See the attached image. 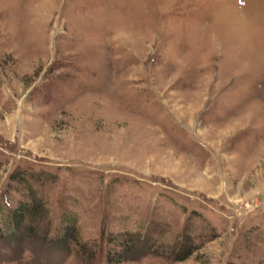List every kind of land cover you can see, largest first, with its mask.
I'll list each match as a JSON object with an SVG mask.
<instances>
[{"label": "rangeland", "instance_id": "obj_1", "mask_svg": "<svg viewBox=\"0 0 264 264\" xmlns=\"http://www.w3.org/2000/svg\"><path fill=\"white\" fill-rule=\"evenodd\" d=\"M34 200L0 264H264V0H0V231Z\"/></svg>", "mask_w": 264, "mask_h": 264}, {"label": "trees", "instance_id": "obj_2", "mask_svg": "<svg viewBox=\"0 0 264 264\" xmlns=\"http://www.w3.org/2000/svg\"><path fill=\"white\" fill-rule=\"evenodd\" d=\"M43 205L39 201L37 203L36 200H34L32 203L23 202L18 203L17 206L12 207L9 209V215H8V221L6 224V230L1 229L0 238H3L4 234L6 233L9 237H16L21 234L23 230H26L27 234L30 235L34 233L35 225L34 223L38 222L39 214L42 211ZM2 211V208H0V212ZM75 226L73 225H66V227L63 229V233L59 235L58 239H53L56 246H66L69 247L70 240H76L75 238ZM135 241V238L133 236H114L110 237L109 244L112 248L108 255V261L112 263H123L128 258H134V256H131L135 244L132 242ZM134 245V246H133ZM119 250V251H117ZM192 247L190 246H183L180 247V251L176 254V260L183 261L187 259L189 256L192 255Z\"/></svg>", "mask_w": 264, "mask_h": 264}]
</instances>
